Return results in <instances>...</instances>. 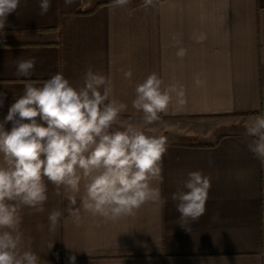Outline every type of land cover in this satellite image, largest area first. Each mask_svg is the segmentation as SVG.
Segmentation results:
<instances>
[{
	"label": "crops",
	"instance_id": "crops-1",
	"mask_svg": "<svg viewBox=\"0 0 264 264\" xmlns=\"http://www.w3.org/2000/svg\"><path fill=\"white\" fill-rule=\"evenodd\" d=\"M140 4L51 0L40 15L39 0H21L7 17L0 33V121L26 81L41 83L61 72L80 86L89 67L110 76L114 96L128 104L121 129L130 117L140 123L131 107L134 87L152 72L182 84L187 97L186 105H174L148 126L169 144L158 185L162 209L147 204L116 222L85 215L77 227L65 219L68 201L49 183L45 211L23 209L25 240L47 264H70L71 255L75 264H264V166L244 134L264 111V0H161L148 10ZM193 33L207 39L196 43ZM173 36L188 50L182 60ZM18 58L35 59L30 76L16 75ZM121 69H131V80ZM197 74L203 87L194 82ZM192 171L208 176L211 187L205 214L184 222L171 196ZM53 209L64 212L58 230L38 231Z\"/></svg>",
	"mask_w": 264,
	"mask_h": 264
},
{
	"label": "clouds",
	"instance_id": "clouds-1",
	"mask_svg": "<svg viewBox=\"0 0 264 264\" xmlns=\"http://www.w3.org/2000/svg\"><path fill=\"white\" fill-rule=\"evenodd\" d=\"M21 0H0V33L7 17ZM66 6L76 0H64ZM131 0H112L113 7L124 8ZM161 0H141L144 10L156 8ZM40 15L48 13L51 0H39ZM175 55L183 59L187 49L172 37ZM191 39L203 43L204 33H193ZM35 59L18 58L16 75L28 77ZM131 80V69L124 70ZM197 87H203L199 74ZM4 93H0V106ZM187 103L182 84L166 83L152 72L135 84L131 107L140 123L132 117L127 126L116 127L128 112V104L113 94V81L89 67L80 86H73L63 73L57 72L41 83L28 80L24 92L10 105L0 121V264H47L26 242L21 225L23 209L43 213L49 200L48 184L54 195L68 201L66 220L77 227L84 216L104 222L135 217L147 204L162 209L166 200L158 186L163 183V158L168 139L151 132L148 126L159 122L161 114ZM11 122L10 130L5 124ZM252 139L249 150L264 166V111L246 126L244 133ZM211 163V160L209 161ZM211 187L210 178L200 171L188 173L183 189L172 193L181 221H197L206 212ZM79 206L77 207V201ZM64 215L53 209L47 225L38 223L54 234ZM52 245H50V248ZM75 264L76 256L68 257Z\"/></svg>",
	"mask_w": 264,
	"mask_h": 264
}]
</instances>
